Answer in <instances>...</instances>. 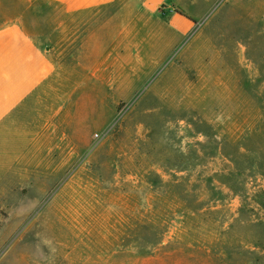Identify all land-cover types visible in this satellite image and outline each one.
I'll use <instances>...</instances> for the list:
<instances>
[{
  "label": "rangeland",
  "instance_id": "1",
  "mask_svg": "<svg viewBox=\"0 0 264 264\" xmlns=\"http://www.w3.org/2000/svg\"><path fill=\"white\" fill-rule=\"evenodd\" d=\"M16 1L57 71L0 126V264H264V0Z\"/></svg>",
  "mask_w": 264,
  "mask_h": 264
},
{
  "label": "crops",
  "instance_id": "2",
  "mask_svg": "<svg viewBox=\"0 0 264 264\" xmlns=\"http://www.w3.org/2000/svg\"><path fill=\"white\" fill-rule=\"evenodd\" d=\"M48 8L62 7L66 13L93 14L98 9L114 8L116 0H40ZM32 0H17L15 9L34 8ZM107 13V12H104ZM113 20H111V24ZM28 21L19 13H0V126L18 118L20 107L32 96L51 86L56 74L53 50L49 39L32 31ZM108 24L105 23L108 32ZM109 24V25H111ZM59 30H62L61 28ZM78 49L96 54L102 49L99 33ZM105 37V36H104ZM107 37V36H106Z\"/></svg>",
  "mask_w": 264,
  "mask_h": 264
}]
</instances>
